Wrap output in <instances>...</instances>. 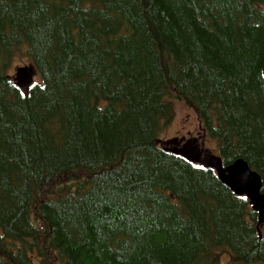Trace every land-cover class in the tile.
Masks as SVG:
<instances>
[{
    "label": "trees",
    "instance_id": "1",
    "mask_svg": "<svg viewBox=\"0 0 264 264\" xmlns=\"http://www.w3.org/2000/svg\"><path fill=\"white\" fill-rule=\"evenodd\" d=\"M263 68L264 0H0V264H264L249 200L161 146L174 95L264 186Z\"/></svg>",
    "mask_w": 264,
    "mask_h": 264
},
{
    "label": "water",
    "instance_id": "2",
    "mask_svg": "<svg viewBox=\"0 0 264 264\" xmlns=\"http://www.w3.org/2000/svg\"><path fill=\"white\" fill-rule=\"evenodd\" d=\"M35 75L36 71L33 66H25L17 70L14 79L25 94L29 93L34 84ZM161 146L166 151L180 155L191 163L215 170L220 181L234 194L249 200L252 209L258 214L259 227L264 226L263 181L260 174L252 170L244 159H238L233 164L224 166L222 158L210 151L170 148L166 147L167 145L163 141H161Z\"/></svg>",
    "mask_w": 264,
    "mask_h": 264
},
{
    "label": "rangeland",
    "instance_id": "3",
    "mask_svg": "<svg viewBox=\"0 0 264 264\" xmlns=\"http://www.w3.org/2000/svg\"><path fill=\"white\" fill-rule=\"evenodd\" d=\"M25 66H30V62L26 57L15 58L11 64L9 73L14 77L17 73V70ZM36 80H39L37 75H35V81ZM169 100L174 110V121L165 132L162 141H164L166 144V142H169L177 135H186L188 131H193V134L197 135V132H199L201 133V138L198 139L200 147L210 151L212 154L218 155L217 142L210 139L209 136H205L202 129L197 128L200 122L195 111L185 101L179 99L178 97L176 98L174 95H171ZM182 147L183 144L181 145V149ZM222 259L223 262H226L229 260V257L227 255H223Z\"/></svg>",
    "mask_w": 264,
    "mask_h": 264
},
{
    "label": "flooded vegetation",
    "instance_id": "4",
    "mask_svg": "<svg viewBox=\"0 0 264 264\" xmlns=\"http://www.w3.org/2000/svg\"><path fill=\"white\" fill-rule=\"evenodd\" d=\"M198 129H201V125L197 126ZM193 131H188L186 135H177L166 144L172 146L173 148L181 149V145L183 144L182 149L185 150H193V151H200L205 150L200 147L198 139L201 138V133L197 132V135L193 134ZM207 151V150H205Z\"/></svg>",
    "mask_w": 264,
    "mask_h": 264
},
{
    "label": "crops",
    "instance_id": "5",
    "mask_svg": "<svg viewBox=\"0 0 264 264\" xmlns=\"http://www.w3.org/2000/svg\"><path fill=\"white\" fill-rule=\"evenodd\" d=\"M15 77V76H14ZM21 89V88H20ZM22 90V89H21ZM23 91V90H22ZM24 92V91H23Z\"/></svg>",
    "mask_w": 264,
    "mask_h": 264
}]
</instances>
